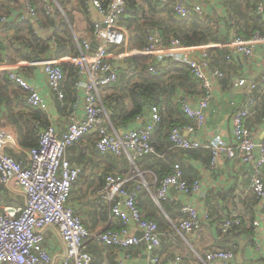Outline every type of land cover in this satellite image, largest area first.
Instances as JSON below:
<instances>
[{"label": "built area", "instance_id": "obj_1", "mask_svg": "<svg viewBox=\"0 0 264 264\" xmlns=\"http://www.w3.org/2000/svg\"><path fill=\"white\" fill-rule=\"evenodd\" d=\"M40 1L49 15L56 17L57 12H62L61 6L55 3L54 6L52 0ZM155 1L165 4L169 0ZM221 1L224 0H173V11L181 17L208 14L212 18L213 11L207 10L214 9ZM90 2L103 15L104 26L99 22L94 23L93 41L84 39L78 43L77 56L52 55L34 62L11 63L7 54L0 63V72L7 71L9 79L25 91L26 102L45 111L48 105L40 90L17 73L18 65L41 66L47 87L55 93L58 100L63 98L61 84L64 72L60 64H74L79 76L76 83V101L71 106L68 126L61 133L54 124L42 129L38 145L25 151L24 160H16L5 152L7 145L16 143L10 130L0 128V189L21 197V200L12 205L4 204L0 197V264H95L93 256L86 250V242L89 239L98 244L113 246L117 250H124L122 256L117 254L115 264H125L130 257L126 250L140 243L148 246V264H182L180 255L172 262L165 263L153 251L161 244L159 227L155 221L142 217L136 206V192L128 190L125 187L128 180L117 173L110 172L105 175L95 197L108 206L110 214L119 221L120 227L89 231L70 202L81 168L74 166L67 158V149L86 133L95 131L98 133L95 147L99 152L112 154L117 158L126 157L132 165L155 152L151 136L160 121L159 108L152 106L148 111L147 121L141 126L114 133L107 128L109 113L102 105L100 97L101 89L115 83L120 70L125 68L123 59L129 55L140 54L150 56L155 63L171 59L188 64L191 74L199 82L202 94L195 104H191L187 98L181 100L182 111L193 123L173 127L169 139L174 148L182 150L202 147L200 137L191 138L188 134L200 130L206 123V109L213 98L214 88L224 78V72L212 65L210 50L227 49V63L234 62L238 56L251 59L257 54V48L264 46V34L255 30L246 38L234 29L226 42L185 46L177 38L166 39L154 28L147 34L146 48L129 50V34L121 24L126 1L108 0L106 4H103L102 0ZM256 10L259 14H264V0H256ZM20 18L36 20V7L30 2H25ZM8 20V17L1 18L2 22ZM93 42L96 43L95 47L92 46ZM192 55L198 56L201 61L193 60L190 57ZM261 63L264 68V57ZM148 69L156 70L151 65ZM260 78L261 81H255L249 76L236 78L234 86L243 91L245 96L238 105L230 102L233 142L227 143L221 134H216L206 146L212 153L210 165L213 168L217 166V157L221 153L231 158H239L242 163L249 165L250 173L246 187L261 208L256 213L246 214L238 210L226 214L219 226L220 236H229L234 232V226L243 223L253 232V248L264 251V135L260 140H254L245 124L264 93V71ZM79 108L82 110L81 116L76 114ZM262 120L264 121V115ZM142 184L147 187L144 181ZM170 188L187 198L199 192L200 181L187 182L181 166L175 163L171 172L155 187L152 194L154 201L157 204L161 200L175 201L176 198L170 194ZM180 205L181 219L178 229L183 234L192 235L202 227L204 220L208 219V211L187 199L181 200ZM131 224L141 232L140 237L130 229ZM47 231L59 242V249L54 252L43 244ZM233 260L232 250L212 248L202 255L197 254L195 264H234Z\"/></svg>", "mask_w": 264, "mask_h": 264}, {"label": "trees", "instance_id": "obj_2", "mask_svg": "<svg viewBox=\"0 0 264 264\" xmlns=\"http://www.w3.org/2000/svg\"><path fill=\"white\" fill-rule=\"evenodd\" d=\"M125 1L126 7L121 15V24L129 34V50H143L146 48L147 34L154 28L158 29L166 39L177 38L185 46L226 42L230 39L231 31L234 29L239 35L246 38L255 30L264 33V21L255 11V7L252 12L253 15H248V13L242 11L237 0H224L223 3L228 2L232 11L228 12L226 16L214 15L212 18L208 14L203 16L195 14L186 17L177 16L173 11V0H169L165 4H160L155 0ZM25 2H30L36 7V20L20 18ZM102 2L106 4L108 0H102ZM65 3L71 4L72 2L71 0H65ZM16 8L21 9L18 18L13 20L9 17L7 22L1 21L2 17H8ZM76 9L86 17L90 15L86 0H78ZM223 17H227L224 22L222 21ZM51 18L52 16L43 9L40 0H0V33H4V37L0 38V63L7 54L9 55H7L8 61L11 63L19 61L34 62L52 55L57 57L77 56L79 49L73 36L72 15L66 12L68 21H65L58 13L53 37L50 40H45L39 34L38 29L48 27ZM92 27L93 25H91V30ZM53 42H55V46H53ZM210 51L213 53L212 57H214L211 58L212 65L223 70L224 65H228L226 60L227 49L212 48ZM124 62L125 68L120 70L117 81L101 89V103L109 113L110 124H107L108 130H110L109 127L113 126L112 128L118 132L127 130L126 128L135 118H144L145 112H148L152 106L159 108L160 121L151 136V143L155 152L142 157L136 162L139 175H137L138 172L135 174L132 172L131 174L134 177L130 174L132 177L130 183L134 184L129 188L128 184L125 183V187L136 192V206L142 217L155 221L158 227H161L167 222L171 204L176 202L161 200L157 204L153 200L152 194L155 192L158 183L171 172L175 163H179L181 166L183 177L187 182L196 180L188 179L185 176L184 164L187 163V160L183 156L184 153H187L188 158L202 156L204 159L212 160L210 148L182 150L174 148L169 139L173 127L193 123L191 119H187L188 117L182 111L179 97L186 93L201 95L202 91L198 80L191 74L186 62L166 59L161 63H155L150 56L142 54L126 56ZM150 65L156 70L150 71L148 69ZM60 66L64 72V80L61 84L63 98L56 101V105L58 108H64L63 111L69 114L72 110V104L76 101V83L79 76L77 67L74 64L63 62ZM224 73L225 77L221 80L222 84H225L231 77V74H227L225 71ZM261 102L258 103L256 108L259 107ZM262 108L264 109V107ZM50 121L48 112L26 102L25 91L9 79L7 71L0 72V125L9 126L13 129L12 132L17 145L24 150L37 146L40 131L50 125ZM97 139L98 133L91 131L70 146L74 148L72 156L77 166L81 168L80 176L74 184L72 193L75 189L80 190L81 183L89 177H94L98 181V188L94 190V193H96L103 184L105 175L112 172V167H107L98 173L95 171L96 173L91 175L85 174L89 169L95 170L104 165L106 167V163H111L117 159L112 154L99 152L95 147ZM172 149H177L178 152H173ZM165 152H167L166 159L158 157V154ZM15 157L13 158L19 160ZM147 168L152 175L151 180H148L147 173H145ZM120 175L122 176V174ZM141 177L150 185L154 182L151 190H146ZM140 194L142 197H140ZM98 202L100 201L98 200ZM102 206L99 207L98 204L99 211L104 212L110 220L102 230L120 227L119 221L110 214L108 206ZM180 206L179 203L177 211L181 216ZM243 227H245V224L242 223V225L234 226L232 231L239 232ZM88 253L90 252L88 251ZM92 256L95 264H98L95 256Z\"/></svg>", "mask_w": 264, "mask_h": 264}, {"label": "crops", "instance_id": "obj_3", "mask_svg": "<svg viewBox=\"0 0 264 264\" xmlns=\"http://www.w3.org/2000/svg\"><path fill=\"white\" fill-rule=\"evenodd\" d=\"M52 2L53 5L54 3L56 5L58 4L63 9L62 12L56 11L57 13L55 16L60 13L65 21H68L66 18V12L72 15V27L74 29L73 36L77 46L78 43H81V41L84 39H90L93 41L91 25H94L96 21L93 19L91 13L88 18L76 9L78 6V0H71V4L65 3V0H52ZM223 2L224 1H221L214 9L210 8L207 11H213L214 15L226 16L228 12L232 11V9L228 2ZM237 3L240 4L242 11L248 13V15H253L252 12L254 11V7L255 11L257 12L256 0H237ZM20 11L21 9L19 8L13 9L8 18L11 17L13 20L18 18ZM257 14L260 15L264 21V14H259L258 12ZM224 20H227V17L222 21L224 22ZM3 37L4 33H0V38ZM256 52L257 54L254 58L248 59L238 56L234 60L235 64L234 62H230L227 63L228 65H224L222 71L227 72V74H231V77L225 84H222L220 80L217 86L214 88L213 98L209 104V107L206 109V123L204 126L200 128V130L195 131L193 134H188V136L191 138H201L203 146L200 148L209 149V147L206 145L210 144L216 134H221L227 143L233 142L230 127V113L232 111V105L230 102L233 101L234 103L239 104L243 101L245 96L243 91H239L235 88L234 82L239 76H249L255 81H261L260 76H262L264 71L261 63L262 58L264 57V46L257 48ZM16 71L24 79L34 84L40 90V94L48 105L46 112L49 114V118L51 120L50 123L54 124L58 130H60V133L61 131H64L70 122L69 114H66V111H63L64 108L57 107L56 101L59 100H57L55 93L47 87L41 66L34 65L30 67L28 65L19 64ZM199 96L200 95L196 93H186L179 98L180 100L187 98L191 104H195ZM259 102H261L259 107H255L253 114L245 121L246 126L252 133V137L256 141L260 140L264 135V121L262 120L264 115V109L262 108L264 107V93L260 96ZM76 114L81 116V108L77 109ZM147 118V116H144V118H135V120H133L126 129L128 130L141 126L147 121ZM187 119L189 120V118ZM109 120L108 124H110ZM0 126H3V128H6V130H10L11 132L13 131V129L9 126ZM112 127H109L111 132H123V130L118 132ZM185 134L187 135V133ZM25 151L26 150L17 144H9L5 147L6 153L13 157L18 156L15 158L19 160H24ZM172 151L178 152L177 149H172ZM73 154L74 148H68L67 158L74 166H77V163L72 156ZM166 155L167 152L158 154V157L161 159H166ZM183 156H185L187 160V163L184 164L185 176L191 180H199L200 190L199 192L184 198V196H181V194L174 188H170V194L176 198L174 201L176 203L171 204L165 225L159 227L161 244L158 249H154L153 251L158 255L161 261L165 263L172 262L177 255H180L182 257V264H195L197 254L202 255L204 252L212 248H226L233 251L234 264H264V251L262 249L253 248V232L249 227L245 225V227H243L244 229L241 228L239 232L235 231L227 237H221L219 232L220 223L226 214L238 210H242L244 213L249 214V212L256 213L261 209L255 197L246 187L250 173L249 165L242 163L239 158L228 157L225 153L218 155L217 166L214 168L210 165L211 161L204 159L202 156H191L189 157L190 159L188 158L187 153H184ZM130 165L131 163L129 160L126 157H122L117 158L111 163H106V167L104 165L95 170L89 169L85 172V174L91 175L92 173H96L95 171L98 173L104 168L112 167V172L117 174L120 173L122 174V177L128 180L126 184H128V187L130 188L134 184L130 183V181H132L130 174L133 172V170L129 168ZM148 170L149 169L147 168L145 173H147L148 180H151L152 175ZM131 175L133 176V174ZM142 181H144L143 178ZM144 182L147 185L146 190H151V186L154 184V182L151 183V185L146 181ZM97 185V179L94 177H89L87 180L81 183L80 190L77 189L76 191L75 189L76 197L72 202V196L70 198V202L74 210L78 212L79 215H82V222L85 223L86 226H84L89 231L103 229L110 221L104 212L99 211L100 208H98V204L99 207L100 205L102 206L104 204L98 202L97 198L95 197L94 190L98 188ZM0 197L3 200V203L7 205H12L13 203L21 200V197L13 196L3 189H0ZM140 197H142V195ZM185 199L191 201L199 208L207 210L209 214L208 219L204 220L202 227L192 235L183 234L178 229L181 216L178 214L177 209L179 203H181V200L183 201ZM130 229L136 234L141 233L139 230H136L134 224H131ZM43 244L51 252L59 249V242L50 231H47L44 234ZM86 249L95 256L98 264H114L117 256H122L125 252L124 250H117L116 248L110 246L98 244L92 240L87 241ZM127 253L130 255V257L125 261V264H133V261L139 259V257L143 254L148 253V246L144 243L133 245L128 248Z\"/></svg>", "mask_w": 264, "mask_h": 264}, {"label": "water", "instance_id": "obj_4", "mask_svg": "<svg viewBox=\"0 0 264 264\" xmlns=\"http://www.w3.org/2000/svg\"><path fill=\"white\" fill-rule=\"evenodd\" d=\"M87 3H88V7H89V10H90V13L93 16V19L96 22H99V23H101L104 26V23H103L104 17H103V15L98 12V10L92 5L90 0H87ZM55 29H56V18L52 17L50 25L48 27H46V28H39L38 32L45 40H50L53 37ZM95 45H96V43L93 42L92 46L95 47ZM190 57L193 60L197 61V62L201 61V59L198 56H196V55H192ZM144 115L148 117L149 113L145 112ZM136 235H137V237H140L141 233L140 234H136ZM133 262H134L133 264H148L147 255L143 254L142 256L139 257V259H137V260H135Z\"/></svg>", "mask_w": 264, "mask_h": 264}, {"label": "rangeland", "instance_id": "obj_5", "mask_svg": "<svg viewBox=\"0 0 264 264\" xmlns=\"http://www.w3.org/2000/svg\"><path fill=\"white\" fill-rule=\"evenodd\" d=\"M63 10V9H62ZM224 12V11H223ZM221 15H223V14H221ZM71 28V27H70ZM0 127H3V126H0ZM129 168H131L132 170H133V172H134V174L135 173H137L138 171H137V167H136V165H130V167ZM138 174H139V172H138ZM76 191H77V189H76ZM76 197V195H75V191L72 193V198H71V202L73 201V199ZM80 216H82V215H80ZM82 221H83V217H82ZM84 221H85V219H84ZM83 224L85 225V223L83 222ZM86 226V225H85Z\"/></svg>", "mask_w": 264, "mask_h": 264}]
</instances>
